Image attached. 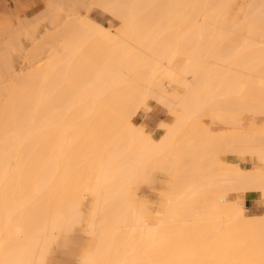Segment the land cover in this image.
<instances>
[{"label":"bare ground","instance_id":"1","mask_svg":"<svg viewBox=\"0 0 264 264\" xmlns=\"http://www.w3.org/2000/svg\"><path fill=\"white\" fill-rule=\"evenodd\" d=\"M62 1L50 10L75 2ZM245 1L242 27L240 0H94L121 34L90 17L56 22L43 46L22 29L37 21L0 29L34 58L19 72L4 53L0 63V264H47L85 221L94 250L77 260L75 235L67 264H264V217L245 213L248 196L264 199V12ZM149 101L174 117L159 140L133 123ZM209 108L226 131L198 126ZM154 166L174 179L161 217L130 190ZM83 192L95 198L82 220Z\"/></svg>","mask_w":264,"mask_h":264},{"label":"rangeland","instance_id":"2","mask_svg":"<svg viewBox=\"0 0 264 264\" xmlns=\"http://www.w3.org/2000/svg\"><path fill=\"white\" fill-rule=\"evenodd\" d=\"M65 1H67V0H65ZM76 1H77V3H76ZM93 1L94 0H75L74 3L79 4V6L77 5L78 8L74 3H71L69 1V3H70L69 6L65 5V7L64 6L61 7L62 10L60 9L61 10L59 12L60 14L58 13L59 10H55L56 14H59L58 15L59 18H57V16H56L55 19L59 20V21L55 20V23H54V18L51 17L52 22L50 21L51 18H48V17L52 16L53 14H55V12L51 11L50 9L52 8L53 5L55 7H58L59 6L58 3H61V5H62V3H63L62 0H60V2H58V3H57V0H30L27 5H21V6L15 5V7L9 8L7 10V12L0 14V29L4 28V29H14L15 30V28H17V30H19V32H22L21 28L18 29V25L22 24L24 26H29L30 22H31V24L32 23L34 24L37 21L35 23L36 24L35 27H32V28L24 27L22 29H23V31H24V29L30 30V31H35L36 33L34 34V36H35V38L38 39V40L36 39V41H37L36 43L37 44L41 43L40 46L41 45L43 46V45H46L50 42L49 39L55 38V37H52L50 34H52V33H53V35L55 34V31H53V30L55 29L54 27L57 26L56 22H58V25H59V23L60 24L66 23L68 21L66 23L67 25L70 23L71 24L73 23V25H74L77 21L79 22V20H84L87 17H90L91 19L96 21L98 24L108 28L113 34H116V33L121 34L120 32L123 31L122 27L124 28V24H123L122 20H120L119 18L116 19V17L114 18L115 15L112 17L109 13H106L105 11L103 12V10L101 11L98 9L99 12L98 11L94 12V9H96L97 7L93 8V7H95V5H93V7H92V4H95V2H93ZM247 1H249V0H247ZM245 2H246L245 0H240V4L243 5V8H245V6L247 7V3H245ZM80 3H82L84 6H82V4H80ZM67 4H68V2H67ZM71 4H73V5H71ZM72 6H74V7H72ZM80 7H82V8H80ZM83 8L85 9V11H83ZM54 9H56V8H54ZM42 15H43V17H40ZM54 17H55V15H54ZM37 18L38 19L40 18V19L36 20ZM32 20L35 22H33ZM71 24L69 26H71ZM15 26H17V27H15ZM59 28L63 29V27L62 28L59 27ZM30 31H28V32H30ZM47 35H50V36H48V37H50L49 39H48ZM0 36H1L0 37V40H1L0 41V47H1L0 50L2 49V51H3V52L1 51L2 53L0 52V58H1L0 63H1L2 58H3V55H2L3 53L5 54L4 55L5 57L9 56L6 58H9L10 62L12 61L14 68L17 69L16 70L17 72H19V69H25V68H27V66L31 65L30 64L31 61L34 62V60H32L33 57L30 56V53L32 52L31 51L32 48H30V47H32L31 42L25 40V38H22L20 43H16L18 41H16L17 39H14L13 37L8 36V37H10L8 39V38H4V36H2V35H0ZM4 40H6V41H4ZM12 42L15 45L17 44L18 46L17 45L16 46L19 48L15 47L16 49H14L13 46H15V45H13ZM38 42H40V43H38ZM46 56H47V54L43 55V58ZM41 57H39V59H41ZM39 59L37 58L36 61ZM2 63H3V61H2ZM41 64H42V62H41ZM183 65H184V63H180V68ZM158 80L161 83L165 84V87H167L168 92H170L171 94L177 92L181 96L184 95V91L182 89L178 88L176 85L169 87L167 80L165 78H163L161 75H158ZM148 105H149L148 109L143 108L137 113V115L133 119V123L136 126L142 127L145 130V132L147 134H150L154 139L159 140L162 137V135L165 133L164 129L161 128L162 127L161 125L162 124L163 125L164 124H172L174 122V117L171 114V111L169 109L164 108L160 105H157L153 101H151V102L149 101ZM210 109L211 108L205 109L204 110V116H202V118L197 119L198 126L202 127V128H208L212 133H219V132L226 131V129L222 123H218L217 120L214 121L213 117L216 116V113H215L214 109H211L212 111ZM148 110H149V112H148ZM210 114H211V116H210ZM214 118H216V117H214ZM258 121L261 122V124L259 126L263 127L264 126V117H260L257 120V122ZM221 124H222V126H221ZM236 159H237V162H236ZM170 160H171V158H170ZM220 160L222 162H225V163H231V164H235V165L237 164L238 166H240L244 170L250 169L252 167L250 165V163L248 162V160L245 161V163H244L236 157H228V156L221 155ZM158 161H160V160H158ZM160 163H164V162H159V164ZM154 167H156V166H154ZM151 168H153V167H151ZM156 168H159V170L161 172L159 170L153 168V169H155V171H154L155 173L153 175L152 174L153 170L151 171V175H152L151 178H154L153 179L154 181L153 180L150 181L153 183H150V182L145 183L144 180H142L143 182L140 180V181H138L137 184H135L136 186L134 185L135 187L132 185L130 190H131V193L135 196L134 198L137 201L135 203V204H137L136 206L143 207V208L147 209L148 212L151 214V216H155V214H159V215H157V217H161L162 213L165 210V202H166V197L164 196V194H166V193H164L163 191L166 192L170 188V185H169V183L167 184V181L169 182V180H174V179H172L173 177H171V179H170V176L173 173L170 174L168 171L166 172L164 169H161L158 166ZM166 170H169V169H166ZM261 170H264V168H262ZM155 181L157 182V184L154 183ZM173 182H171V183H173ZM161 185H164V186L162 187ZM168 185H169V187H168ZM166 187H168V188H166ZM166 189H168V190H166ZM94 198H95L94 196L88 195V194L83 192V196H82L81 200L85 205L84 213L86 215V218L89 217V212L92 209V205L94 203ZM258 206H261L264 208V199H260L259 196L257 195V201L252 202L251 204L247 205L246 214L250 215L251 211L255 207H258ZM87 233H88V227H87V223L85 221L83 223V225L75 227V233L74 234L64 235L61 238L60 244H54L53 245V252L50 254V257H49L47 264H67L69 261H66V259H67L66 256H69L70 260H71V258H73V257L70 258V254H69L70 251L68 252L67 248L72 250V248H73L72 241H73L75 235H81V237H82V242H81V246H80V248H82V249L78 250L80 253L74 251L75 254H77V260H78V257L81 260L87 254V252L93 251L97 239L94 236L87 234ZM66 245H72V246H66ZM62 246H66V248H64ZM61 248H64V249H61ZM62 252L65 255V257L62 254ZM74 252H72V253L74 254ZM72 253H71V255L73 256ZM248 254L250 255V252L246 251L245 256H248ZM258 259H260V258L258 257ZM257 262H259V261L257 260ZM74 264H80V262L79 261L74 262Z\"/></svg>","mask_w":264,"mask_h":264},{"label":"crops","instance_id":"3","mask_svg":"<svg viewBox=\"0 0 264 264\" xmlns=\"http://www.w3.org/2000/svg\"><path fill=\"white\" fill-rule=\"evenodd\" d=\"M30 0H0V14L7 12L9 8L15 7V5H27ZM259 125L261 124L260 121L257 122ZM257 201V195L255 196H248V198L245 201V213L246 208L248 204H251L252 202ZM249 217H264V208L261 206L255 207L251 214L248 215Z\"/></svg>","mask_w":264,"mask_h":264},{"label":"snow or ice","instance_id":"4","mask_svg":"<svg viewBox=\"0 0 264 264\" xmlns=\"http://www.w3.org/2000/svg\"><path fill=\"white\" fill-rule=\"evenodd\" d=\"M232 6H229V8H231ZM248 7H251V6H248ZM261 9H262V12H264V0H262V3H261ZM235 20L238 24V26H245L248 22V16L247 14L243 11V6L241 7V11L236 13L235 14ZM80 217L81 219H85L86 218V215L85 213L81 212L80 213Z\"/></svg>","mask_w":264,"mask_h":264}]
</instances>
